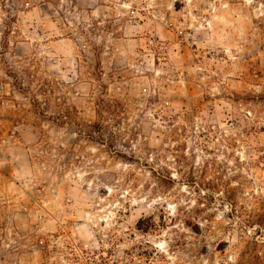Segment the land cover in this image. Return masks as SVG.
I'll return each instance as SVG.
<instances>
[{
    "label": "rangeland",
    "instance_id": "1",
    "mask_svg": "<svg viewBox=\"0 0 264 264\" xmlns=\"http://www.w3.org/2000/svg\"><path fill=\"white\" fill-rule=\"evenodd\" d=\"M0 264H264V0H0Z\"/></svg>",
    "mask_w": 264,
    "mask_h": 264
},
{
    "label": "trees",
    "instance_id": "2",
    "mask_svg": "<svg viewBox=\"0 0 264 264\" xmlns=\"http://www.w3.org/2000/svg\"><path fill=\"white\" fill-rule=\"evenodd\" d=\"M92 127L94 128L95 132L100 130V126L97 124H93Z\"/></svg>",
    "mask_w": 264,
    "mask_h": 264
}]
</instances>
